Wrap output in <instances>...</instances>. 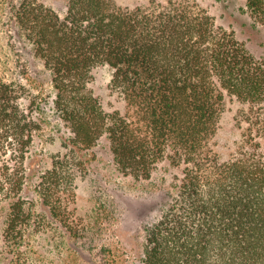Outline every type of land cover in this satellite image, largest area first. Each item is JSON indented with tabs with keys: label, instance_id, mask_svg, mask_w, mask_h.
<instances>
[{
	"label": "trees",
	"instance_id": "obj_1",
	"mask_svg": "<svg viewBox=\"0 0 264 264\" xmlns=\"http://www.w3.org/2000/svg\"><path fill=\"white\" fill-rule=\"evenodd\" d=\"M244 4L254 25H264V0ZM0 8V19L10 12L4 25L17 26L49 71L52 106L70 132L76 169L86 161L77 151L101 139L117 169L135 179L149 178L163 159L181 168L177 190L145 227L142 264H264V56L197 0L131 8L116 0H66L62 14L39 0H0ZM2 25L0 156L8 152L12 163L0 165V203H7L6 231L21 236L32 217L21 192L38 122L21 101L33 79L23 62L19 70L11 64ZM103 65L112 69L110 87L123 109L106 111L89 86ZM227 95L247 106V124L237 153L221 161L210 145ZM38 96L29 101L40 109ZM52 165L35 189L71 229L53 192L71 190L74 166L67 158Z\"/></svg>",
	"mask_w": 264,
	"mask_h": 264
},
{
	"label": "rangeland",
	"instance_id": "obj_2",
	"mask_svg": "<svg viewBox=\"0 0 264 264\" xmlns=\"http://www.w3.org/2000/svg\"><path fill=\"white\" fill-rule=\"evenodd\" d=\"M58 13H64L66 0H39ZM150 0H116L122 7L145 5ZM217 24L233 29L239 39L257 56H264V25H254L245 10L244 0H197ZM1 10V8H0ZM10 16H1V34L10 61L17 70L23 62L31 81L29 98L39 95L41 108L22 99L26 114L35 119V133L26 160L25 180L21 199L31 209L32 217L25 223L21 236L9 234L5 228L7 203H0V264H142V247L145 227L159 217L160 206L167 202L179 185L181 168L160 160L149 178L135 179L122 173L113 162L105 139L89 150H79L86 158L82 168L73 164L70 132L59 120L52 106L53 89L49 71L34 55L32 45L21 35L12 22L4 25ZM19 60V61H18ZM112 69L99 66L92 71L90 88L106 111L123 109L121 96L110 87ZM247 106L227 95L211 149L221 161L237 153L243 128L242 118ZM8 152L0 156V165L7 161ZM74 166L71 190L64 188L53 192L63 203L67 226L36 192L39 176L51 168L53 159ZM11 166V161H7ZM32 169L35 173L30 175ZM30 176V177H29ZM29 177V178H28ZM6 189V188H5ZM3 192H0V197ZM104 260L107 263L102 262Z\"/></svg>",
	"mask_w": 264,
	"mask_h": 264
}]
</instances>
